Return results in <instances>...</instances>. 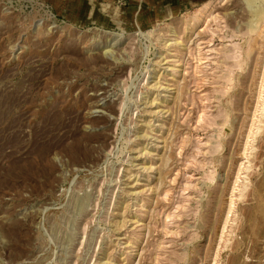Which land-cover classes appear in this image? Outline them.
I'll return each instance as SVG.
<instances>
[{
	"label": "rangeland",
	"instance_id": "1",
	"mask_svg": "<svg viewBox=\"0 0 264 264\" xmlns=\"http://www.w3.org/2000/svg\"><path fill=\"white\" fill-rule=\"evenodd\" d=\"M0 264H264V0H0Z\"/></svg>",
	"mask_w": 264,
	"mask_h": 264
}]
</instances>
